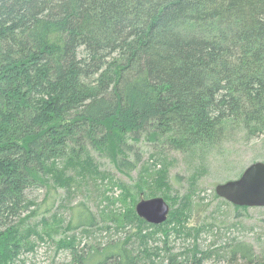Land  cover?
<instances>
[{"label": "trees", "instance_id": "16d2710c", "mask_svg": "<svg viewBox=\"0 0 264 264\" xmlns=\"http://www.w3.org/2000/svg\"><path fill=\"white\" fill-rule=\"evenodd\" d=\"M186 20L204 23L205 30L197 38L179 34L174 26ZM78 44L97 60L82 61V70L72 53ZM115 47L131 60L112 64L103 81L102 87L113 82L116 93L76 115L85 101L77 75L90 79L103 66L97 52ZM227 61L242 67L233 73ZM233 76L238 86L230 84ZM133 78L138 89L128 84ZM165 107L177 120H193L190 129L203 137L219 134L222 118L241 123L251 136L263 132L264 0H0V264H16L33 249L32 238L53 235L46 219L35 222L46 217L51 198L35 203L32 195L50 193L59 179L68 135L85 125L101 128L94 149L116 163L124 145ZM72 210L66 231L94 226L84 203ZM128 243L84 251L64 238L55 247L70 255L65 264H162L135 254ZM188 255L199 264L196 248ZM235 256L252 263L245 247L232 248ZM163 264H174V256Z\"/></svg>", "mask_w": 264, "mask_h": 264}, {"label": "rangeland", "instance_id": "374dc122", "mask_svg": "<svg viewBox=\"0 0 264 264\" xmlns=\"http://www.w3.org/2000/svg\"><path fill=\"white\" fill-rule=\"evenodd\" d=\"M203 24L178 21L174 29L197 38L205 30ZM100 51L98 61L103 66L90 79L77 75L76 88L85 101L75 108L76 115L94 99L116 93L113 82L102 87L103 81L112 75V64L131 61L119 47L106 49L103 55ZM72 53L81 70L82 61H97L83 44ZM229 62L233 73L242 67L239 61ZM229 82L239 84L235 76ZM128 84L137 88L134 78ZM162 110L135 140L124 145L116 163L109 153L94 149L101 128L81 126L66 137L57 162L59 179L51 181L50 193L43 189L32 195L35 203L51 198L53 206L46 217L39 216L35 222L45 223L46 219L53 235L42 241L32 238L33 249L21 253L16 264L67 263L70 255L55 247V241L64 238H73L84 251L129 238L128 246L135 254L146 253L162 264L170 256H174V264H191L188 251L192 248L198 250L199 264H247L238 256L231 258L232 248L239 245L247 249L249 262L264 264V207L234 206L215 193L217 185L238 179L250 164L264 163V130L251 136L241 123L222 118L220 133L215 131L207 138L198 134L197 127L190 129L193 120H177L167 107ZM155 197L169 207L165 224L158 228L138 219L134 210L139 201ZM79 203L91 211L95 224L86 231H66L72 208Z\"/></svg>", "mask_w": 264, "mask_h": 264}, {"label": "water", "instance_id": "95a60500", "mask_svg": "<svg viewBox=\"0 0 264 264\" xmlns=\"http://www.w3.org/2000/svg\"><path fill=\"white\" fill-rule=\"evenodd\" d=\"M215 193L234 206L264 207V163L250 164L238 179L217 185ZM134 210L138 218L153 226L164 223L169 213L167 203L159 197L139 201Z\"/></svg>", "mask_w": 264, "mask_h": 264}]
</instances>
